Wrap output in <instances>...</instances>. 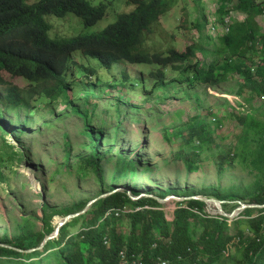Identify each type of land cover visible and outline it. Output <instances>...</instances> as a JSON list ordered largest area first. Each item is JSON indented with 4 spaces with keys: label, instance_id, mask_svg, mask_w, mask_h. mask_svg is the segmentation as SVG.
Returning <instances> with one entry per match:
<instances>
[{
    "label": "rangeland",
    "instance_id": "374dc122",
    "mask_svg": "<svg viewBox=\"0 0 264 264\" xmlns=\"http://www.w3.org/2000/svg\"><path fill=\"white\" fill-rule=\"evenodd\" d=\"M89 1L105 3L108 14L91 26L73 13L47 15L50 36L63 39L100 31L134 7L126 0ZM217 8L218 0H179L153 25L146 49L167 53L171 47L183 51L191 44L207 51L220 46L219 37L225 32L222 24L243 20L245 15L232 10L220 23ZM186 16L189 23H184ZM204 16L208 22L202 33L194 24ZM258 21L264 32V14ZM214 22L216 31L211 30ZM263 43V39L255 43L251 57L234 59L243 60L251 78L233 72L227 82L215 87L174 81L186 74L172 65L163 68L166 82L154 88L151 71L158 70V65L121 60L108 68L79 50L65 73L67 79H74L67 92L70 103L63 97L48 103L30 92L28 80L5 74L8 83L3 88H18L32 107L21 114V121L16 114L10 116L15 126H3L0 119V243L20 239L29 246L39 244L46 251L44 260L46 253L51 254L44 247L45 239L54 235L59 220L114 190L133 199L145 194L168 197L163 209L169 219L182 197L216 198L229 214L231 234L239 230L245 234L242 240L252 238L248 215L243 213L246 208L259 213L251 198L264 183V93L258 92L264 80L257 75L264 63ZM225 54L209 55L205 63L213 59L223 63ZM75 107L87 112L90 126L82 114L75 113ZM98 142L103 183L88 163ZM224 154L228 156L222 162ZM130 205L118 217L121 231L130 230L126 213L134 210ZM205 212L221 214L213 202H206ZM86 225L80 219L60 238L66 240ZM197 227L202 229L200 224ZM237 239L223 264H242L244 245ZM0 260L2 264L25 261L20 256Z\"/></svg>",
    "mask_w": 264,
    "mask_h": 264
},
{
    "label": "trees",
    "instance_id": "16d2710c",
    "mask_svg": "<svg viewBox=\"0 0 264 264\" xmlns=\"http://www.w3.org/2000/svg\"><path fill=\"white\" fill-rule=\"evenodd\" d=\"M178 1L126 0L134 7L118 14L117 20L104 29L56 39L49 34L51 24L46 20L47 15L65 17L73 13L82 19L85 26H91L108 14L107 5L103 2L93 4L89 0H38L33 3L30 0H0L1 125L15 126L17 122L13 123L10 116L16 114V120L21 121V114L32 107L30 99L18 88H3L8 83L5 74L28 80L32 88L30 92L48 103L62 97L70 103L67 92L74 79H67L65 73L78 50L85 56L97 58L108 68L121 60L130 64H156L158 70L151 71L155 78L154 88L166 82L163 68L172 65L180 67L186 74L173 80L187 84L197 81L206 87H215L227 82L233 72H241L251 78L252 74L243 60L237 63L234 59L251 57L257 48L255 43L257 45L258 41L264 40L258 21V17L264 14V0H218L215 12L218 22L225 21L232 10L244 14L245 18L222 24L225 32L219 37L220 46L216 45L211 51L191 44L183 51L171 47L167 53L150 52L145 44L153 32V25L159 23ZM207 22L204 16L194 25L204 33ZM184 23H189L187 16ZM223 52L227 56L223 63L217 59L205 63L209 55L217 57ZM257 75L264 80V63L258 67ZM258 88V92L263 94L264 84L259 83ZM74 109L76 114L85 117V125L90 126L87 112L79 107ZM94 148L88 163L99 182L103 183L100 142L95 143ZM227 156H220L222 162ZM251 202L264 204V183L257 188ZM127 204L134 208L126 212L130 230L121 231L117 220L124 216ZM163 206L164 202L152 196L133 199L126 192H113L65 223L59 235L48 239L44 247L51 250V254L46 253L44 260L41 257L46 251L40 250L39 244L29 246L20 239L11 243L1 242L0 259L2 256H20L25 260L23 264H159L160 260L166 261V264H223L238 236L237 241H243L244 245L242 264H264V207L257 208L258 214H252L251 208L245 209L243 214L248 215L249 228L254 235L242 240L245 234L242 235L239 230L231 234L228 217L205 212L206 202L201 199L177 202L172 219H169ZM80 219L86 220L85 228H80L66 240L61 239L60 235L62 237L64 231ZM199 224L202 229L197 227ZM229 245L231 250L226 255ZM30 248L36 249L28 252Z\"/></svg>",
    "mask_w": 264,
    "mask_h": 264
},
{
    "label": "water",
    "instance_id": "95a60500",
    "mask_svg": "<svg viewBox=\"0 0 264 264\" xmlns=\"http://www.w3.org/2000/svg\"><path fill=\"white\" fill-rule=\"evenodd\" d=\"M113 192H116V191L114 190ZM113 192H109V193H106V194H102L101 196L92 199L82 211H79V212H77V213H73V214H69V215L65 216V218H64L62 221H60V222L58 223L57 228H56V230H55V233H54V235H52L51 237H55V236H57V235L59 234V232H60V228H61L65 223H67L69 220H71V219L74 218L75 216H78V215L84 213V212L87 211L88 208H89L94 202H96L98 199H100V198H102V197H105V196H108L109 194H111V193H113ZM144 196H152V197H154V198H157L160 202H164V201H166V200L169 199L168 197H167V198H161V197H158L157 195H152V194H145ZM174 197H175V196H174ZM133 198H134V197H133ZM137 198H140V197H137ZM187 198H193V199H194V198H197V197H196V196H192V197H182L181 200H184V199H187ZM201 199H202V198H201ZM203 200L206 201V202H213L215 205L218 206V209L220 210V213H221L222 215H224V216H229V214L226 213V212H224V211L222 210V208H221L222 201H220V200H218V199H216V198H208V199L204 198ZM256 206L264 207V204H262V205H261V204H257ZM243 207H245V206L243 205ZM51 237H48L47 239H45V242H46L49 238H51Z\"/></svg>",
    "mask_w": 264,
    "mask_h": 264
},
{
    "label": "built area",
    "instance_id": "2783aa9c",
    "mask_svg": "<svg viewBox=\"0 0 264 264\" xmlns=\"http://www.w3.org/2000/svg\"><path fill=\"white\" fill-rule=\"evenodd\" d=\"M212 30L215 31V30H216V26L213 25ZM235 99H237V98H235ZM230 101H232V99H230ZM234 105H235V104H234ZM230 250H231V245L228 246V248H227L225 254H226V255H229ZM122 257L125 258L124 254H122ZM159 264H166V261L160 260V261H159Z\"/></svg>",
    "mask_w": 264,
    "mask_h": 264
},
{
    "label": "clouds",
    "instance_id": "9594fccd",
    "mask_svg": "<svg viewBox=\"0 0 264 264\" xmlns=\"http://www.w3.org/2000/svg\"><path fill=\"white\" fill-rule=\"evenodd\" d=\"M66 16H67V15H66ZM213 25L216 26V30H217V28H218V24H217V23H212V24H211V30H212ZM50 29H51V28H50ZM216 30H215V31H216ZM49 31H50V30H49ZM212 31H213V30H212ZM78 34H79V33H78ZM76 35H77V34H76ZM70 37H71V36H70ZM56 39H58V38H56ZM129 195H130L131 197L133 196V195H131V194H129ZM132 198H133V197H132ZM226 217H227V216H226ZM58 235H59V234H58ZM52 238H54V237H52ZM44 243H45V242H44Z\"/></svg>",
    "mask_w": 264,
    "mask_h": 264
},
{
    "label": "bare ground",
    "instance_id": "6f19581e",
    "mask_svg": "<svg viewBox=\"0 0 264 264\" xmlns=\"http://www.w3.org/2000/svg\"><path fill=\"white\" fill-rule=\"evenodd\" d=\"M64 218H65V217H64ZM62 220H63V219H62ZM62 220H61V221H62ZM59 222H60V220H59ZM59 222H58V223H59Z\"/></svg>",
    "mask_w": 264,
    "mask_h": 264
}]
</instances>
